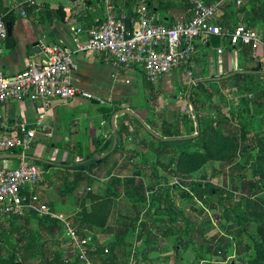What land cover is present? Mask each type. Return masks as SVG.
I'll list each match as a JSON object with an SVG mask.
<instances>
[{"label": "rangeland", "instance_id": "obj_1", "mask_svg": "<svg viewBox=\"0 0 264 264\" xmlns=\"http://www.w3.org/2000/svg\"><path fill=\"white\" fill-rule=\"evenodd\" d=\"M140 1L131 0L127 3V8L137 9ZM149 1L152 8L158 5L155 1ZM172 1L160 0L162 5L159 8H172ZM251 2L252 0H244V5L239 7L229 2L223 7L219 21L222 22L224 18L229 27L238 23L248 24L264 34L261 13L253 11ZM259 2L263 3L264 0ZM181 3L182 14H186L190 0H181ZM246 11L250 13L251 23L245 17ZM246 16L248 17L247 14ZM217 45L211 43L207 48L206 59H199L198 62L192 59L176 72L153 83L139 73L142 82L135 80L137 89L129 99L111 100L110 105H100L98 108L107 121L108 134L113 130L114 114L120 109H126L115 117L116 127L121 122L127 125L121 143L117 137L115 151L92 172H83L87 176L76 186V169L69 167L71 170H56L54 173L53 182H58L59 186L53 187L54 199L47 200V203L51 210L72 219L75 224L80 223L83 208L91 206L89 193L111 195L113 198L106 226L86 225L80 228L83 234L91 237L93 264H207L209 260L216 259L235 264L244 262L246 256L239 253L237 245L239 241L249 243L248 234L237 223L235 214L246 210L248 195L264 208V181L260 174L253 171V164L258 163V152L252 151L248 155L235 151L233 145L223 143L228 141L216 146L212 144L208 152L201 136L197 135L200 133V119L208 122V134L213 133L216 128L222 129L224 134L234 133V139L239 142L245 140V136L260 142L259 134L264 131V109L257 107L256 103L259 100L264 103V78L256 77L250 83L248 80L236 81L235 78L224 82L215 80L213 77L217 76L210 72L212 63L209 58L220 63L221 56H216ZM221 46L231 47L227 44ZM226 53L234 66L242 65L238 70L255 66L252 61L245 62L242 51ZM252 55L256 60L261 59L264 70V47L254 50ZM228 72L231 71L220 75ZM199 82L203 83L198 86ZM210 92L213 93L211 97ZM86 102L91 103V100ZM136 115L148 123L153 133L162 135L166 128L179 127L187 136L197 137L192 138L190 146L156 143L152 135L140 126ZM36 129L32 150L39 144L38 147L41 148L38 151L42 156L53 150L56 128H51L53 137L47 136L48 129ZM103 138L102 135L95 136L92 149H80L87 152L86 158L92 161L95 157L98 158L99 154L94 152L99 146H103ZM96 142L99 143L98 147L95 146ZM182 152L194 156L183 163L180 158ZM8 159L14 163V167L18 165L14 158ZM8 159H0V166ZM243 181L255 182L249 193L243 188ZM198 183L211 184L219 192L214 190L201 199L194 192ZM224 193L226 195L221 197ZM41 218L55 219L60 224L53 231L42 229L38 224ZM131 223L133 227L129 230L123 233L118 231L119 227L125 228ZM21 225L22 221L17 218H0V256L9 252L5 233L14 241V235ZM31 225L35 229L34 239L29 240L34 243L33 255L31 259L23 261L22 255L29 251H19L16 254L19 262L58 264L62 260L66 264H84L68 242L61 220L50 216H36ZM249 231L254 236L260 235L255 227ZM215 242L226 245L225 260L222 254H213Z\"/></svg>", "mask_w": 264, "mask_h": 264}, {"label": "built area", "instance_id": "obj_2", "mask_svg": "<svg viewBox=\"0 0 264 264\" xmlns=\"http://www.w3.org/2000/svg\"><path fill=\"white\" fill-rule=\"evenodd\" d=\"M229 2L238 7L244 4V0H191L189 16L167 24L143 1L130 20V27L125 16L115 15L111 6L105 19L88 31L87 39L79 42L78 48L87 55L102 53L117 65L139 67L153 83L186 65L194 57L197 44L210 45L213 36H219L233 47L244 45L254 50L264 47V34L250 25L238 23L232 28H223L220 13ZM76 33H83V29L79 27ZM7 36V22L0 11V55ZM75 41L78 42V38ZM221 45L219 53L223 52ZM39 48L43 53L41 61H31L16 74L0 72V109L12 100L29 99L49 108L55 100L68 102L76 97L78 90L71 74L75 50L51 42H41ZM83 95L91 97L86 92ZM15 130L17 134L6 128L0 132V154L17 152L21 155L16 167H0V217L34 213L61 220L74 253L84 264H93L89 256L91 237L80 235L72 219L51 210L38 190L44 183L45 171L29 156L37 129L20 123ZM48 136H51L50 131Z\"/></svg>", "mask_w": 264, "mask_h": 264}, {"label": "crops", "instance_id": "obj_3", "mask_svg": "<svg viewBox=\"0 0 264 264\" xmlns=\"http://www.w3.org/2000/svg\"><path fill=\"white\" fill-rule=\"evenodd\" d=\"M130 1L109 0L107 3L106 0H0L2 10L13 9L14 11V18L9 22L12 23V37L15 40L14 47H10L9 40L3 43L0 72L9 75L16 74L24 70L31 61H41L43 53L39 47L33 46L38 37L42 42L58 43L75 50L73 55L75 66L71 72L73 84L78 90L75 98L68 102L55 100L49 108H45L41 102H33L29 99L12 100L0 109V132L6 128L17 134L15 129L20 123H26L34 128L41 127L43 130L48 129V132H52L51 128H56L57 136L53 144L55 148L53 147L52 151L40 156L41 153L38 150L41 147H38V144V149L34 147L35 149L29 153L32 160L39 161V164L41 161L50 164L48 169H44L45 180L38 188L46 202L54 199L53 187L59 186L58 182L55 184L53 182L56 170H71L69 167L73 164L86 160L87 152L84 150L82 152L80 149H92L94 147L93 137L109 136L107 121L103 118L104 114L98 111L100 105H110L111 100L129 99L137 89L135 80L142 82L140 74H143V78L145 77L144 71L139 67L117 65L113 60H107L102 53L87 55L78 48V43L87 39L88 31L105 19L111 6L117 16L122 17L125 14L133 16L136 9L135 7L133 10L127 8V3ZM152 1L158 4L152 11L161 16L167 24L185 20L189 16L188 11L182 14L181 0H168L174 4L170 9L167 6L160 9L162 5L160 0ZM22 11L26 13L23 14ZM246 12L245 17L251 23L250 13ZM79 27L83 29V33L77 34ZM75 38H78V42ZM209 46L211 44L199 42L192 59L196 62L202 58L206 59ZM218 47L220 46L216 48V56H221L220 63L213 62L209 58L212 63L211 74L218 77L221 73L235 71L242 66H234V62L229 60V55L226 53L227 51H241L239 47H223L222 53L218 52ZM84 92L89 93L91 97L84 96ZM89 99L91 103L86 102ZM53 135L51 133V136H47L53 137ZM13 158L19 164L20 157ZM3 162L4 164L0 167L14 164L10 159Z\"/></svg>", "mask_w": 264, "mask_h": 264}, {"label": "trees", "instance_id": "obj_4", "mask_svg": "<svg viewBox=\"0 0 264 264\" xmlns=\"http://www.w3.org/2000/svg\"><path fill=\"white\" fill-rule=\"evenodd\" d=\"M145 3H147L149 10H153L151 6V2L148 0H143ZM143 1H140L141 3ZM208 2L214 1V0H207ZM131 2V1H130ZM254 3H257L256 5ZM228 4V3H227ZM244 5V4H243ZM252 9L254 12L259 11L261 13L260 18L264 21V2L260 3L259 0H252L251 4ZM191 0H190V7H191ZM189 7V8H190ZM0 11L4 15V19L6 22L12 21L14 18V11L13 9H4L0 7ZM136 15V12L134 13L133 16H129L128 14H125V19H132ZM220 22V21H219ZM220 24L223 26L224 29H229L232 27H229L228 21H222ZM97 26V25H96ZM10 41L9 45L10 47L15 46V40L13 39L12 35H8L6 41ZM221 42L224 44H227V46H230L226 41H222V39L219 36H213L210 40L211 43H217V46L221 45ZM232 47V46H231ZM240 50L242 51L244 55V60L245 62H254L255 66L251 67H244L245 70H252V72H238L237 74L229 77V78H224V79H217L216 77H213L215 80H219L221 82H224L226 80L235 78L236 81H243V80H248V83H250L253 79L256 77H261L264 78V72L261 66V59L256 60L255 56L252 55L254 49H252L249 46H244L241 45ZM205 80V79H204ZM202 81V80H201ZM250 81V82H249ZM203 82H199L198 86L201 85ZM213 95L212 92H210L209 96L211 97ZM195 103V102H194ZM257 107L264 109V103L259 102L256 103ZM115 110L111 113V116ZM140 126L148 131L153 138V141L159 144H163L166 146H190L191 141L193 140L192 138H195L197 136H201V140L204 143V148L209 152V148L212 147V144L216 146L220 142L223 141H228V142H223L225 145H233L235 151H240L243 153H247L248 155L251 154V152H258L257 156H259L258 163L253 164V171L255 174H260L262 181H264V131H261L259 134L260 142H256L254 139H250L249 137L245 136V140L239 142L234 139L235 134L231 132H227L226 134L223 133L222 129H214V132L211 134H208L207 128H208V122L206 121H200L199 119V135L197 136H187L183 131L179 128L176 127L174 129L171 128H166L164 134L159 135L158 133H153V130L151 128L148 129L144 124H146L144 121L142 122L138 117H135ZM148 126V123L146 124ZM152 126V125H151ZM216 127V125H213ZM127 130V125L125 123H117V129L115 133L111 129L109 136L104 137L101 142L104 143L103 146H99V143L96 142L95 146L98 147L94 153L97 155L100 153H105L113 147L114 139L115 136L118 137L120 143L122 141L123 133L124 131ZM258 138V135L256 136ZM214 139L213 141H210ZM232 140H235L232 141ZM95 141H97L95 139ZM100 142V143H101ZM115 151V150H114ZM113 151V152H114ZM111 154V153H110ZM109 155L105 157H95L94 161H92L89 158H86L85 161L73 164L70 168L76 169L74 171V185L76 186L80 181L84 180L85 174L83 172L88 171L92 172L94 168H96L98 165L103 163L106 158H108ZM95 155V154H94ZM193 154L191 153H186L182 152L181 153V162L186 163V159H191L193 158ZM33 162L39 164V161L37 160H32ZM40 164L42 165L41 167L43 169H48L50 164L41 161ZM39 164V165H40ZM130 180V179H129ZM129 182V181H128ZM255 182L253 181H243V188L249 193L250 188L254 185ZM175 187L178 188L176 185ZM180 187V186H179ZM214 190L216 192L218 191L216 187L213 185H206V183H198L194 187V192L197 194L201 199L205 198V196L208 193H213ZM219 192V191H218ZM217 192V193H218ZM226 195V193L221 194V197ZM90 196V201H91V206L87 208L86 206L83 208L81 211L80 215L82 216V219L80 223L76 224L77 229L79 230L80 235L83 237H89L85 234L82 233L80 228H83V226L90 225V226H98V227H104L106 226L109 216H110V211H111V206L113 202V198L111 195H99L95 193H89ZM246 210L243 212L237 211L235 214V219L241 229L244 231V233L248 234V240L249 243L245 244L241 241H239L237 245V250L239 253L244 254L246 257L243 259L244 262L241 264H264V208L259 204V202L253 198L251 195H248L246 198ZM176 210V209H174ZM36 214L34 213H29L26 215H21V216H13L10 219H15L17 218L18 220L22 221L21 228L17 229L14 237V241L10 238L8 234L5 233L6 240L5 243L8 245L9 252L5 256H0V264H15L18 260L16 258V254L19 251H24L28 250V254L22 255L23 261H27L32 258L33 255V250H34V243L30 242V239H34L35 236V229L32 227L31 223L33 220L36 219ZM2 218V217H0ZM9 219V218H7ZM38 224L40 228L45 229L47 228L50 231H53L59 224L60 222L58 220H49L48 218H41L38 220ZM130 226V227H128ZM125 227V226H124ZM133 227V223L130 225H127L125 228L119 227L118 231L120 233H123L129 228ZM252 227H255L260 233V235L254 236L252 233H250L249 229ZM214 249H213V254L220 256L222 254L223 260H225L227 254H226V245H221L220 242H215L214 243ZM90 247H91V242H90ZM92 254V248L89 252V256L91 258ZM52 264V263H48ZM58 264H66L64 261L60 260ZM207 264H235L231 261L229 262H219L218 259L215 261L209 260ZM239 264V263H236Z\"/></svg>", "mask_w": 264, "mask_h": 264}, {"label": "water", "instance_id": "obj_5", "mask_svg": "<svg viewBox=\"0 0 264 264\" xmlns=\"http://www.w3.org/2000/svg\"><path fill=\"white\" fill-rule=\"evenodd\" d=\"M126 24H127L128 27H130V24H131L130 19H126ZM7 28H8V35H12V23H11V22H7ZM41 42H42V41H41V38L38 37L37 41L34 42L33 46H34V47H36V46L39 47V45L41 44ZM32 52H33V51H32ZM238 72H252V70H235V71H231V72H228V73H226V74L220 75V76H218V77H216V78H217V79L229 78V77H231V76L237 74ZM263 72H264V70H263ZM206 79H209V78H206ZM189 95H190V92H189ZM125 111H126V109H120L117 113L114 114V116H113V118H112L113 131H114V133H115V131H116V129H117L116 124H115V117H116V114H118V113H123V112H125ZM129 111L133 113L132 110H129ZM136 117H138V118L143 122V120H142L139 116L136 115ZM144 125H145L148 129L151 130V128H150L149 126H147L146 124H144ZM117 142H118V139H117V137L115 136L114 143H113V147L111 148V150L105 152L103 155H100V154H99L98 157L102 158V157H105V156H107L108 154H110V153L116 148V146H117ZM13 157H21V155H20V154H13V153L0 154V159H8V158H13ZM15 264H24V263L17 261Z\"/></svg>", "mask_w": 264, "mask_h": 264}]
</instances>
